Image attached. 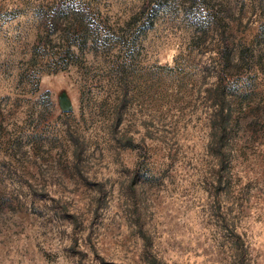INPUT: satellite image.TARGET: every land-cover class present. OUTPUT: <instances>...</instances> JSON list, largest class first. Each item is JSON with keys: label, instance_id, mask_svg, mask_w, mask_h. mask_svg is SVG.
<instances>
[{"label": "rangeland", "instance_id": "obj_1", "mask_svg": "<svg viewBox=\"0 0 264 264\" xmlns=\"http://www.w3.org/2000/svg\"><path fill=\"white\" fill-rule=\"evenodd\" d=\"M0 264H264V0H0Z\"/></svg>", "mask_w": 264, "mask_h": 264}, {"label": "water", "instance_id": "obj_2", "mask_svg": "<svg viewBox=\"0 0 264 264\" xmlns=\"http://www.w3.org/2000/svg\"><path fill=\"white\" fill-rule=\"evenodd\" d=\"M59 104H60L61 109L64 111H68L71 109V104H70L69 100L65 97H61L59 99Z\"/></svg>", "mask_w": 264, "mask_h": 264}]
</instances>
